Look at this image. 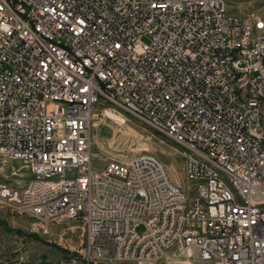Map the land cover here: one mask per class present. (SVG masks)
Segmentation results:
<instances>
[{
  "label": "built area",
  "instance_id": "1",
  "mask_svg": "<svg viewBox=\"0 0 264 264\" xmlns=\"http://www.w3.org/2000/svg\"><path fill=\"white\" fill-rule=\"evenodd\" d=\"M112 108L174 143L190 185L148 152L94 169ZM7 162L27 177L0 174V201L29 231L81 218V264H264V0H0Z\"/></svg>",
  "mask_w": 264,
  "mask_h": 264
},
{
  "label": "rangeland",
  "instance_id": "2",
  "mask_svg": "<svg viewBox=\"0 0 264 264\" xmlns=\"http://www.w3.org/2000/svg\"><path fill=\"white\" fill-rule=\"evenodd\" d=\"M96 113L89 129L94 169L109 161H125L137 153L148 152L165 164L174 183L182 189L190 185L174 143L118 109H97ZM0 174L11 182L19 176L26 181L27 177L17 162L2 164ZM28 223L26 216L0 201V264H81L77 255L83 240L81 218L52 221L44 232L29 231ZM135 230L139 233L142 227L138 225Z\"/></svg>",
  "mask_w": 264,
  "mask_h": 264
}]
</instances>
